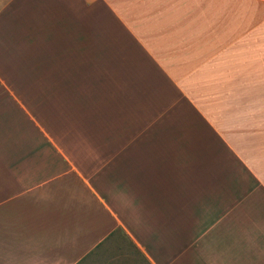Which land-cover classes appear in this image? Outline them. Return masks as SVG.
Instances as JSON below:
<instances>
[{
    "label": "crops",
    "instance_id": "0c3cea01",
    "mask_svg": "<svg viewBox=\"0 0 264 264\" xmlns=\"http://www.w3.org/2000/svg\"><path fill=\"white\" fill-rule=\"evenodd\" d=\"M167 6L157 91L98 97L69 73L117 53L127 6L0 0V264L120 238L149 264H264V0Z\"/></svg>",
    "mask_w": 264,
    "mask_h": 264
},
{
    "label": "rangeland",
    "instance_id": "374dc122",
    "mask_svg": "<svg viewBox=\"0 0 264 264\" xmlns=\"http://www.w3.org/2000/svg\"><path fill=\"white\" fill-rule=\"evenodd\" d=\"M113 1L117 2L119 8L120 5L127 6L123 10L127 12L128 23L124 27L118 25L117 53L102 57L101 71L70 72L69 79L71 82L79 79L85 81L86 85L80 89V93L86 95L105 97L125 94L140 96L144 92L153 94L157 91V83L161 81V41L164 43L169 35L164 31L166 25L164 23L161 25V15L165 18L167 12L172 9L168 8L167 0ZM163 18L162 22L165 21ZM182 74L184 73H180ZM125 80H130L128 83L134 86L121 87V82ZM114 83L115 86L111 87L110 85ZM70 90L73 95L78 89ZM188 91L195 96H204V89L201 88H191ZM81 264L149 263L134 245L120 238L113 245L109 244L96 254L93 253Z\"/></svg>",
    "mask_w": 264,
    "mask_h": 264
}]
</instances>
